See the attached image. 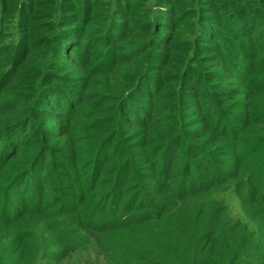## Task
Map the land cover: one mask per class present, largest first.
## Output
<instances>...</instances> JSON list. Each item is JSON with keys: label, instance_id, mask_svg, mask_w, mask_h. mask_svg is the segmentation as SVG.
I'll return each mask as SVG.
<instances>
[{"label": "trees", "instance_id": "1", "mask_svg": "<svg viewBox=\"0 0 264 264\" xmlns=\"http://www.w3.org/2000/svg\"><path fill=\"white\" fill-rule=\"evenodd\" d=\"M91 238L264 264V0H0V264Z\"/></svg>", "mask_w": 264, "mask_h": 264}, {"label": "rangeland", "instance_id": "2", "mask_svg": "<svg viewBox=\"0 0 264 264\" xmlns=\"http://www.w3.org/2000/svg\"><path fill=\"white\" fill-rule=\"evenodd\" d=\"M53 18L55 21H60V19H58L56 16H54ZM258 21H261V20L257 18L256 22H258ZM11 28H12V32H13L15 29H14V27H11ZM56 172L57 171L55 169H51V173H53L52 176H54V173H56ZM50 179H52V178H50ZM51 196H52V194L49 192V194H47V197H51ZM220 197L224 199L225 203L228 205V208H229L231 215L234 218L244 219L242 211L240 210L239 202L231 191L225 192L224 194L220 195ZM26 199L28 201V204H30V205L33 204V197L32 196H27ZM14 207L15 206L11 207V211L14 210ZM30 242H31V239L28 240L29 244H30ZM94 243H95L94 238H91V242L88 243L89 245H88V248L85 252H83L81 254L79 252L78 253L74 252V253L68 254L67 256H65V258H63V260L60 262V264H84V260L88 256H90L88 264H102L101 258L100 259L95 258L94 250L92 247V245ZM38 262H39V264H45V261L43 260L40 252H39V256H38ZM51 264H53V263H51Z\"/></svg>", "mask_w": 264, "mask_h": 264}]
</instances>
